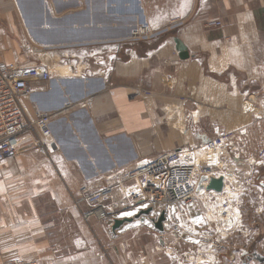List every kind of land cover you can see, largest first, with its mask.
<instances>
[{
    "label": "crops",
    "instance_id": "obj_1",
    "mask_svg": "<svg viewBox=\"0 0 264 264\" xmlns=\"http://www.w3.org/2000/svg\"><path fill=\"white\" fill-rule=\"evenodd\" d=\"M215 20L221 25L208 27ZM143 25L163 31L133 44L136 58L122 53L109 82L69 81L84 89L76 102L87 107L71 109L67 137L54 135L48 151L25 133L17 153L0 161V264H179L173 253L213 239L193 200L170 206L173 232L162 234L147 217L112 230L114 219L133 217L142 204L85 220L73 198L143 159L202 145L216 130L238 135L250 168L242 165L243 176L253 170L241 182L234 176V185L224 179L225 187L262 198L249 201L259 220L248 222L253 232L241 234L240 250L234 235L219 237L218 264H259L252 253L264 256V0H0V63L31 64L42 47L125 37ZM171 115L182 116V126ZM255 151L262 154L251 165ZM208 160L228 167L223 156Z\"/></svg>",
    "mask_w": 264,
    "mask_h": 264
},
{
    "label": "built area",
    "instance_id": "obj_2",
    "mask_svg": "<svg viewBox=\"0 0 264 264\" xmlns=\"http://www.w3.org/2000/svg\"><path fill=\"white\" fill-rule=\"evenodd\" d=\"M207 25L220 26L221 22L210 21ZM162 31L163 29L155 30L145 25L137 26L125 37L42 47L41 54L34 57L31 64L0 63V161L17 153V139L25 133H34L38 144L51 149L50 127L63 113L58 109H30L26 102L33 94L35 85L48 83L55 77H63V69L69 70L67 76L70 77H100L109 82L115 65L121 61L122 53L129 59L136 58L132 45L154 40ZM52 70L57 74L53 75ZM239 141L240 138L235 133L216 130L202 145L179 148L156 158L143 159L130 169L111 174L96 188L83 187L74 196V205L85 220H105L110 214L149 203L155 213L164 211L162 234L173 232L170 206L182 207L192 201L205 189L212 177L221 176L225 179L223 168L208 160L211 157L203 154L204 148L209 151L234 149ZM199 185L202 188L197 191ZM225 200L221 201L224 209L229 205L228 200ZM230 215L231 212L227 211L220 215L219 222L224 227L228 224ZM222 236L227 235L215 232L208 243L200 241L173 255L180 259L179 264H218L217 245ZM4 264L38 263L12 258Z\"/></svg>",
    "mask_w": 264,
    "mask_h": 264
},
{
    "label": "rangeland",
    "instance_id": "obj_3",
    "mask_svg": "<svg viewBox=\"0 0 264 264\" xmlns=\"http://www.w3.org/2000/svg\"><path fill=\"white\" fill-rule=\"evenodd\" d=\"M130 32V31H129ZM119 38V37H118ZM112 39V38H111ZM100 40V39H98ZM92 41V40H91ZM52 74L56 75V71L52 70ZM74 79V80H72ZM78 79V80H77ZM69 81H83L81 78H76V77H70V76H65V77H55L53 80H50L48 83H43V85H40L39 91H43L42 93L38 94L35 93L31 95L30 101L31 104L33 105V108H39V109H48V110H59L64 106L66 101L71 100L72 102L78 101L79 98H82L84 96V89L81 87L70 84ZM74 83V82H73ZM78 98V99H77ZM29 102V101H28ZM76 103V102H75ZM30 108V105H28ZM78 107H87L85 104L83 105H78L75 108ZM75 110V109H74ZM74 110L67 111L66 113H63L59 118H57L50 127L51 131V149H52V144L54 141V135L55 137H64L66 135L65 129L68 126V122L72 121V112ZM173 120L177 122L179 126H182L183 124V118L182 116L178 115H171ZM182 122V123H179ZM63 131V132H62ZM67 137V135H66ZM240 145H237L236 148L230 149V148H223L218 151H209L206 148H204V155H208L210 157H215V158H221L222 156L227 159V165L228 167H224V172H226L225 176V181L229 180L230 183L233 182V177L236 178V181L239 180V182L246 180V178H252V172L251 170V175L249 176H243L247 174V170L244 171L242 168V165L245 167V169H250L248 167V163H244L243 161V156L239 153L241 150L239 149ZM50 149V150H51ZM50 151L49 149H47ZM264 151V150H262ZM237 153V154H235ZM256 155L254 156L255 158L251 160V165H257L255 164V161H258V157L261 156L262 153H257L255 151ZM254 154V153H253ZM208 156L206 157L208 159ZM231 156V160L230 159ZM202 157V156H201ZM203 159V157H202ZM220 166H223L222 164ZM227 168V170H226ZM230 172L233 173V175H230ZM251 176V177H250ZM107 178V177H106ZM106 178L103 179L101 183H104L106 181ZM256 184V189H257V181L253 180V185ZM234 185V184H232ZM226 189V190H225ZM223 195L220 196L219 194H216L214 192H203L201 195L197 196L196 198L193 199L194 203L199 206L200 210L204 213L207 222L206 224L208 225V233L214 234L215 232L218 235H234L237 237L236 241H234V250L238 251L241 249V245L243 244L241 239L239 238L241 234H246L250 233L253 231L249 232V225L252 221H258L259 220V213L258 211L255 212L256 208L249 207V201L255 202V205L258 206L257 202H260L262 200L261 195L258 191L255 193H252L251 195L248 192H243V186L241 185L239 188L238 187H232L231 185L228 187H225ZM258 190V189H257ZM220 196V197H219ZM227 196V197H226ZM222 197H224V200H228V208L224 209V206H221V201ZM229 197V198H228ZM225 200V201H226ZM257 201V202H256ZM219 202V203H218ZM74 203V201H73ZM257 203V204H256ZM151 204L149 203H143L141 207H149ZM231 212L230 215L231 218L228 220V224H226L224 227V224L219 222L220 215L224 212ZM220 213V214H219ZM229 215V214H228ZM250 222V223H248ZM184 250V249H183ZM221 250V249H220ZM12 259V258H10ZM10 259H6L2 262L4 264L5 262L9 261ZM194 259V257H193ZM192 259V261H193ZM34 261V260H33Z\"/></svg>",
    "mask_w": 264,
    "mask_h": 264
},
{
    "label": "water",
    "instance_id": "obj_4",
    "mask_svg": "<svg viewBox=\"0 0 264 264\" xmlns=\"http://www.w3.org/2000/svg\"><path fill=\"white\" fill-rule=\"evenodd\" d=\"M174 43H175V49L178 51V56L180 59H187L189 57V52L186 48V46L182 43L180 39L177 37L174 38ZM260 185L264 188V182H261ZM202 187L199 185L197 187V191L200 190ZM224 189V179L223 177H212L210 178L208 184L205 187V190L209 191L212 190L214 192H222ZM154 212L153 206H149L146 209H141L139 210L133 217H125L122 219H114L113 224H112V230H115L118 228L120 225H122L124 222H132L133 219H138L142 217H147L153 224L154 228L162 232L163 231V226L162 222L165 219L164 211H161L156 218L153 216H150L151 213ZM252 257L257 261L259 264H264V256L257 254V253H252Z\"/></svg>",
    "mask_w": 264,
    "mask_h": 264
},
{
    "label": "bare ground",
    "instance_id": "obj_5",
    "mask_svg": "<svg viewBox=\"0 0 264 264\" xmlns=\"http://www.w3.org/2000/svg\"><path fill=\"white\" fill-rule=\"evenodd\" d=\"M86 42V41H85ZM64 68H66V67H64ZM62 76L63 77H65V76H67V74H69V70L68 69H63V71H62ZM87 100H80L79 102H76V101H74V102H72L71 100H68V101H66V103L64 104V106L62 107V108H60L59 110H61V112L62 113H66L67 111H70L71 109H73V108H75V106H77V105H83V104H86V103H84V102H86ZM76 102V103H75ZM224 189H225V187H224ZM224 189H223V191L222 192H219V193H217V192H214V191H212V190H209V191H207V190H201L199 193H198V195L200 194V193H202V192H204V191H207V192H214V193H216V194H219L220 196H222L223 195V192H224ZM226 190V189H225ZM219 196V197H220ZM227 197V196H226ZM229 198V197H228ZM222 200H224V197H222ZM219 203V202H218ZM220 214V213H219Z\"/></svg>",
    "mask_w": 264,
    "mask_h": 264
}]
</instances>
